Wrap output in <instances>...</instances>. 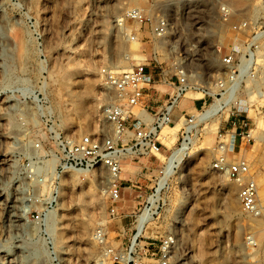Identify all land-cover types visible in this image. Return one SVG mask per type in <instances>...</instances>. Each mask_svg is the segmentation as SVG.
I'll use <instances>...</instances> for the list:
<instances>
[{
	"label": "rangeland",
	"instance_id": "rangeland-1",
	"mask_svg": "<svg viewBox=\"0 0 264 264\" xmlns=\"http://www.w3.org/2000/svg\"><path fill=\"white\" fill-rule=\"evenodd\" d=\"M131 9L165 16L166 35L152 33L149 23L128 22L120 30L116 20ZM224 57L232 59L231 66L221 64ZM239 62L247 69L224 106L227 93L214 89ZM139 64L155 76L145 93L160 102L177 95L180 72L189 77L190 87L177 97L174 123L157 140L165 158L189 145L166 179L165 160L154 153L122 160L120 175L128 189L122 218L108 225L111 245L123 249L139 234L141 241L157 244L175 228L179 241L171 264H264V220L246 216L238 186L212 169L218 132L239 115L252 137L262 138L243 143L233 161L244 157L253 172L264 174V0H0V264H100L93 234L106 218L105 170L62 175L52 233L42 235L41 223L22 213L39 207L29 206L23 192L30 187L40 193L25 176L23 167L33 156L24 153H32L29 146L36 142L42 145L37 153L52 150L58 135L77 138L109 127L103 111L113 93L100 73ZM153 88L164 93L154 95ZM212 92L223 96L212 98ZM182 115L196 122L187 137ZM157 182L163 183L159 191ZM151 194H159L154 220L135 235L139 196ZM17 216L21 219L13 222ZM20 223L39 228L33 241L41 248L38 260L28 258L30 241ZM121 228L122 236L112 234Z\"/></svg>",
	"mask_w": 264,
	"mask_h": 264
},
{
	"label": "built area",
	"instance_id": "built-area-1",
	"mask_svg": "<svg viewBox=\"0 0 264 264\" xmlns=\"http://www.w3.org/2000/svg\"><path fill=\"white\" fill-rule=\"evenodd\" d=\"M128 22L134 24L149 23L152 33L163 38L167 33L168 20L158 13L153 17L146 16L138 9H131L126 12L124 17L117 19L116 23L120 30ZM134 40L131 35L127 36ZM232 59L224 57L221 64L231 66ZM245 63L239 62L237 68L232 70L230 83H235L238 77L245 73ZM230 72V73H231ZM177 76L178 92H183L190 87L189 77L180 72ZM154 74L147 71L143 64L136 65L128 70L118 73L103 69L100 73V80L104 88L113 93V98L104 107V117L109 127L102 126L96 134L73 136H56L53 143V149L37 153L42 149L39 142L31 144L29 148L33 158H28L26 166L23 167L25 176L31 185L35 186L40 193H35L34 188L28 187L23 194L26 203L37 205L35 209L24 208L23 215L31 218L33 221L40 222L43 227L42 235H49L51 222L57 218V210L62 198L60 188V178L64 174H82L85 171H94L104 169L107 180V212L105 221L94 231L93 238L97 246L101 248L100 264H171L174 253L178 247V238L175 231L169 229L157 244L149 238H143L139 234L135 239L132 238L125 248L111 245L108 225L122 218L124 182L121 178L122 160L131 156H145L149 153H161L162 144L158 143V137L162 129L170 127L174 123L173 112L177 108V95H170L168 99L157 102V109L153 110L152 105L158 97H150L146 94L147 87L155 84ZM227 93L226 86H220L218 90ZM154 95H162L161 92L153 88ZM219 94L212 92V98ZM223 96V95H221ZM140 106L139 113H133L134 107ZM151 116L148 122L145 117ZM183 120V132L187 137L196 125L192 117L182 115L179 120ZM188 128V130H187ZM239 140V143L246 147L250 142H254L251 130L244 119L235 115L230 122V128L220 130L217 135V154L218 158L212 165L215 172L224 174L228 180L238 186L237 199L241 211L253 219L264 220V202L261 201L260 192L264 190V185L260 182L264 174L253 172L250 163L244 158L234 159L239 154V148L235 152L233 142ZM184 140V138H183ZM37 155V156H36ZM36 158L35 161L32 159ZM14 169H18L14 164ZM19 171V169H18ZM158 186V182L155 184ZM156 191V190H155ZM159 196V194H158ZM158 196L151 194L142 196L140 208L132 216V225L135 235L138 229L135 227L139 217L144 213L145 218L150 217L154 220V206L159 203ZM145 219V220H146ZM148 224V223H147ZM146 224V225H147ZM144 225V223H143ZM145 225V228H146ZM122 236V228L112 233ZM134 235V236H135ZM116 236V237H117Z\"/></svg>",
	"mask_w": 264,
	"mask_h": 264
},
{
	"label": "bare ground",
	"instance_id": "bare-ground-1",
	"mask_svg": "<svg viewBox=\"0 0 264 264\" xmlns=\"http://www.w3.org/2000/svg\"><path fill=\"white\" fill-rule=\"evenodd\" d=\"M117 21V20H116ZM162 48H163V46H162ZM126 60H128V59H131V60H136V61H140L139 60V58L137 57V56H126V58H125ZM245 68H246V66H245ZM122 69H124V68H122ZM247 69V68H246ZM184 73V72H183ZM232 74V72L230 73V72H228V73H226V72H224L223 73V75L224 76H226L227 77V81L226 80H224V79H221V81H218L217 82V85H216V89H214V91H217V89L220 87V86H226V88H228L227 89V95H228V98H226V99H223V101L225 102L224 103V106H226V105H228V102L230 101V99H232L233 97H232V92H234L235 91V87H237L238 85H237V82H235V83H230V80H229V78H230V75ZM235 88V89H234ZM182 94V92H178V94H177V97L179 96V95H181ZM231 96H230V95ZM186 95V94H185ZM195 95V94H194ZM222 95V94H221ZM221 95H217V96H221ZM260 98H262V97H260ZM218 102L219 103H221V99H218L217 101H216V104L215 105H218L217 107H215V110H219L220 108H222V106L220 107L219 106V104H218ZM176 105L178 106V103H176ZM213 111V110H212ZM208 116V113L207 114H205V115H203V116H200V118H199V120L201 121L202 119H205L206 117ZM145 119L148 121V122H150L151 120L146 116L145 117ZM258 124V123H257ZM261 129H262V127H261ZM261 129H259V131H261ZM187 130H188V128H187ZM252 132L254 133V131L252 130ZM252 134V133H251ZM255 135L253 136L257 141H261V138H262V134L260 135V133H254ZM257 134H259L258 136H257ZM186 139V138H185ZM184 139V140H185ZM184 142V141H183ZM188 143H183L182 144V146H181V148H179V149H177V150H175V151H173L172 153H171V155L169 156V157H163L160 153H156V154H154V156L155 155H157L159 158H161V159H163V160H165V167H164V178L163 179H166V177L168 176V174L171 172V170L172 169H174L175 167H176V165H177V163H179V161H180V154H183L184 153V151L188 148ZM149 152H147V154H148ZM146 154V155H147ZM161 174H163V172H161ZM75 175V177H76V175H78V174H76V173H72V176H74ZM78 178V177H77ZM79 179V178H78ZM163 184V183H162ZM162 184L159 182L158 183V188L156 189V191H159V189L162 187ZM26 185V184H25ZM22 186H23V184H22ZM22 188V187H21ZM24 188V187H23ZM23 190H25V189H23ZM238 200V199H237ZM261 201L262 202H264V199H261ZM145 216H147V214L146 213H144L141 217H139V219H138V221H137V223H136V228L138 229V231L143 227V226H145L147 223H148V221L149 220H152L151 218H149L150 217V213L148 214V218L146 219L145 218ZM21 216H17V217H15L16 218V221H13V222H18L19 220H18V218H20ZM21 219V218H20ZM146 219V220H145ZM143 223H144V225H143ZM19 226L21 227V233H22V235H24V236H27L28 238H27V240L28 241H30V243H29V245L31 246L30 247V249L28 250V258H31L32 260H38L39 259V257H40V255L42 254V252H41V248H38V247H36L35 245H34V239H35V237H36V235L38 234V229L37 228H34V227H28V226H26V225H24L23 223H20L19 224ZM51 226H53V225H50V227H49V235L52 233V229H53V227H51ZM41 230V229H40ZM142 231V230H141ZM140 231V232H141ZM39 232H41V234H42V230L41 231H39ZM139 233V232H138ZM35 236V237H34ZM136 237H134V239H135ZM33 242V243H32ZM39 249V250H38ZM25 259H27L26 257H24Z\"/></svg>",
	"mask_w": 264,
	"mask_h": 264
},
{
	"label": "crops",
	"instance_id": "crops-1",
	"mask_svg": "<svg viewBox=\"0 0 264 264\" xmlns=\"http://www.w3.org/2000/svg\"><path fill=\"white\" fill-rule=\"evenodd\" d=\"M157 102H159V100H158V99H155V100H154V103H155V104L152 105V109H153V110L157 109V107H158ZM228 128H230V124L228 125ZM233 146H234V151H235V152L237 151L238 148L240 149L241 144H239V140H237V139L234 140V142H233ZM118 220H119V219H118ZM116 221H117V220H116ZM114 222H115V221H114Z\"/></svg>",
	"mask_w": 264,
	"mask_h": 264
}]
</instances>
